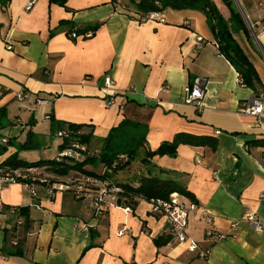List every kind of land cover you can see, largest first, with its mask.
Wrapping results in <instances>:
<instances>
[{
  "label": "crops",
  "instance_id": "obj_1",
  "mask_svg": "<svg viewBox=\"0 0 264 264\" xmlns=\"http://www.w3.org/2000/svg\"><path fill=\"white\" fill-rule=\"evenodd\" d=\"M137 1L0 2V163L14 153L26 161L39 159L20 146L30 130L51 144L47 114L86 124L96 150L99 138L125 117L147 125L151 150L178 132L215 136L214 150L182 143L175 156L148 159V170L171 172L193 194L195 201L182 196L197 204L187 234L198 249L174 239L166 218L152 213L146 200L130 210L104 206L95 214L89 199L67 191L49 195L42 185L33 196L12 183L0 191V264H264V232L241 222L233 235L218 239L246 213L264 221V123L239 112L254 90L239 83L204 13L166 8L163 21L141 20ZM214 2L228 19L229 6ZM233 2L254 31L249 38L238 31L237 38L264 83V0ZM196 36L202 37L201 47ZM106 75L111 88L104 86ZM196 76L206 79L201 110L183 99V87ZM36 97L48 101L38 106L49 134L36 128L38 115L29 108ZM250 140L260 142L247 146ZM133 172L129 166L114 178L124 181ZM155 237L168 239L156 244ZM203 250L206 256L199 254Z\"/></svg>",
  "mask_w": 264,
  "mask_h": 264
},
{
  "label": "trees",
  "instance_id": "obj_2",
  "mask_svg": "<svg viewBox=\"0 0 264 264\" xmlns=\"http://www.w3.org/2000/svg\"><path fill=\"white\" fill-rule=\"evenodd\" d=\"M50 1L61 5L65 2V0ZM223 1L230 9L228 19L223 17L214 0H138L135 6L142 15L152 10L162 12L166 8L194 9L204 13L220 53L235 68L242 85L258 93L263 89V82L260 80L248 51L237 38L238 31H242L247 38L251 37V32L241 12L236 7H231L234 4L233 0ZM0 2L6 5L9 0H0ZM94 29L93 26L90 31ZM47 118L50 120V135L61 139V142L57 145L56 155L53 158L26 161L18 158V154L14 153L1 162L0 166L38 165L46 166L58 174L82 172L98 176L106 179L110 185L121 188V193L117 195L115 204L122 207L134 208L140 200L150 201L155 198H168L174 192L194 200L193 194L186 188L184 183L173 176L171 172L164 169H158V172L148 170L150 166L148 159L161 154L175 156L176 147L182 143L198 147L208 146L213 150L218 143L215 136L178 132L170 142H165L172 145V151L166 150L162 144L151 150L146 147L147 125L125 117L115 126H112L104 137L99 138L100 147L96 150L90 147L92 131L85 132L83 130V127L87 126L86 124L56 120L50 114H47ZM60 130H66L67 136H57V132ZM259 142L260 140H250L246 142V145L249 146ZM72 143L83 145L85 150L81 154L79 152L75 154L74 152L71 156L57 159L58 153L70 147ZM20 147L25 150L39 149L40 142L34 132L30 130ZM138 157L140 158L139 161L145 165L144 173L141 170H134L132 176L124 181L114 178L119 171L129 167ZM98 162L104 165V169L100 173L87 167L89 164ZM165 173L168 176H164ZM20 210L23 214H27L25 208ZM167 239V237H155L153 240L156 244H160L166 242Z\"/></svg>",
  "mask_w": 264,
  "mask_h": 264
},
{
  "label": "built area",
  "instance_id": "obj_3",
  "mask_svg": "<svg viewBox=\"0 0 264 264\" xmlns=\"http://www.w3.org/2000/svg\"><path fill=\"white\" fill-rule=\"evenodd\" d=\"M31 3L26 6L29 9ZM141 20H158L163 21L162 12L152 10L144 15L140 16ZM92 31H87L85 36H90ZM72 37L76 36L75 32L71 33ZM218 48V44L214 42ZM202 37L196 36V46L201 47ZM11 46H7L10 48ZM219 50V49H218ZM239 83L242 85L241 79L238 77ZM112 80L110 76H104V86L111 88ZM244 86V85H243ZM184 102L196 110L203 108V98L206 93V79L201 76H196L192 79L191 83L186 84L183 87ZM19 100L25 98L24 91H20L17 94ZM47 99L37 98L35 99L36 105H42L47 103ZM239 112L246 115H251L256 118L258 124L264 123V83L263 89L258 93L254 92L252 99L245 105L240 107ZM219 133L218 130L215 131ZM66 130H60L57 132V136H67ZM2 143H6L7 139L2 138ZM85 150L83 145L72 143L70 147L63 149L58 153L57 159L62 157L71 156L74 152L80 153ZM21 183L31 195H37V186L42 185L45 187L47 194L53 195L55 192L67 191L73 194L74 198L79 200L89 199L91 206L95 214H102L104 206H117L115 204L116 197L121 193V188L115 185H110L106 179L98 176L76 172L68 174H58L51 171L46 166H0V191L8 184ZM151 206V211L154 214L162 215L166 218L170 228V232L174 239L179 242H187L188 249L195 251L198 249L197 242L190 238L187 234L188 216L190 213L197 209V204L193 201L186 203L183 200V196L177 192L172 193L168 198H155L148 201ZM122 207V206H120ZM124 210H130V207H122ZM241 222L247 223L256 232H264V221H261L259 216L254 212L246 213L240 220L231 223L230 231L220 234L218 239L226 238L229 235H233V231L236 230ZM18 224L21 223L19 219ZM124 229L117 232L121 235ZM207 235H211V231L207 232ZM200 255L206 256L208 252L206 250L200 251Z\"/></svg>",
  "mask_w": 264,
  "mask_h": 264
},
{
  "label": "rangeland",
  "instance_id": "obj_4",
  "mask_svg": "<svg viewBox=\"0 0 264 264\" xmlns=\"http://www.w3.org/2000/svg\"><path fill=\"white\" fill-rule=\"evenodd\" d=\"M31 103H32V106L29 105V108L32 111L34 110V112H36V114L38 115L37 122H39V123L36 126L37 130L38 131H45V129H46L47 134H49L48 122L43 119V114L41 113L42 111H41L40 107L38 105H36L34 102H31ZM19 115H21V114H19ZM46 136L48 137V135H46ZM39 137H40L39 141H40L41 147L39 149H32L33 158L34 159L36 157L53 158L57 153V145L61 142V139L58 137H55V136H50L52 142H51V144L48 145L46 140H45V137H43V136L41 137L40 135H39ZM139 160H140V158L138 157L136 159L137 162L134 161V163L130 165L131 170L132 169L141 170L144 173L145 172V165L142 164ZM87 167L95 170L98 173H100V171L104 169V165L99 163V162L94 163V164H89Z\"/></svg>",
  "mask_w": 264,
  "mask_h": 264
},
{
  "label": "water",
  "instance_id": "obj_5",
  "mask_svg": "<svg viewBox=\"0 0 264 264\" xmlns=\"http://www.w3.org/2000/svg\"><path fill=\"white\" fill-rule=\"evenodd\" d=\"M240 11H241V10H240ZM243 17H244V19H245V21H246V24H247V26H248V28H249L251 34L255 37L254 31H253V29H252L250 23L247 21V19H246V17H245L244 15H243ZM162 146H163L166 150H168V151H172V145H171V144H169V143H163Z\"/></svg>",
  "mask_w": 264,
  "mask_h": 264
}]
</instances>
